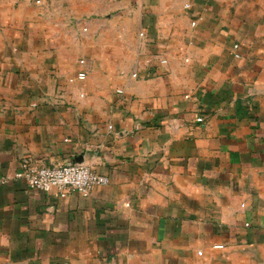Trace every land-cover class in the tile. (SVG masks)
Listing matches in <instances>:
<instances>
[{"label":"crops","instance_id":"obj_1","mask_svg":"<svg viewBox=\"0 0 264 264\" xmlns=\"http://www.w3.org/2000/svg\"><path fill=\"white\" fill-rule=\"evenodd\" d=\"M0 264H264V0H0Z\"/></svg>","mask_w":264,"mask_h":264},{"label":"built area","instance_id":"obj_2","mask_svg":"<svg viewBox=\"0 0 264 264\" xmlns=\"http://www.w3.org/2000/svg\"><path fill=\"white\" fill-rule=\"evenodd\" d=\"M39 3V0H35ZM184 9L189 10L191 5L184 3ZM191 25L196 24V19L191 20ZM140 38L144 37L143 32H139ZM231 53L233 57L240 59L239 44L237 42L231 45ZM161 64H164L166 60L164 58L159 59ZM80 64L84 61L80 60ZM132 77L136 76V73H131ZM86 77L85 71H78L74 76L68 78L69 82L82 81ZM117 94H121V89H116ZM197 122L202 121V117H196ZM173 126H176L174 124ZM111 128V126H108ZM15 178L22 179L27 186L35 188L41 191H49L56 189L60 195H65L68 192H76L81 195H87L89 191L97 185H105L108 182V178L104 175L97 174L92 171L91 167L86 163H64L56 166L39 165L29 160H23L17 171L14 173ZM222 245H214V248H221Z\"/></svg>","mask_w":264,"mask_h":264},{"label":"water","instance_id":"obj_3","mask_svg":"<svg viewBox=\"0 0 264 264\" xmlns=\"http://www.w3.org/2000/svg\"><path fill=\"white\" fill-rule=\"evenodd\" d=\"M71 163H81V161H76V162L73 161V162H71Z\"/></svg>","mask_w":264,"mask_h":264}]
</instances>
